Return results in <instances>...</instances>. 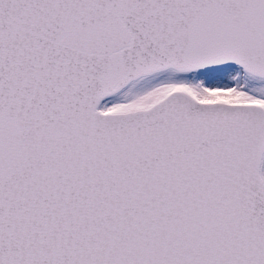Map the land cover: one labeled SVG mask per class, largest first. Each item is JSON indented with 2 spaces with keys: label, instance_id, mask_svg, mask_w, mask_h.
Returning a JSON list of instances; mask_svg holds the SVG:
<instances>
[{
  "label": "snow or ice",
  "instance_id": "6c2138e0",
  "mask_svg": "<svg viewBox=\"0 0 264 264\" xmlns=\"http://www.w3.org/2000/svg\"><path fill=\"white\" fill-rule=\"evenodd\" d=\"M0 264H264V0H0Z\"/></svg>",
  "mask_w": 264,
  "mask_h": 264
}]
</instances>
